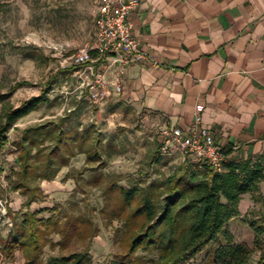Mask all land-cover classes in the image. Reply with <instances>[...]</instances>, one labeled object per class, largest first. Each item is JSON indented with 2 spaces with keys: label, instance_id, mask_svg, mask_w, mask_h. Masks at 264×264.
I'll list each match as a JSON object with an SVG mask.
<instances>
[{
  "label": "rangeland",
  "instance_id": "374dc122",
  "mask_svg": "<svg viewBox=\"0 0 264 264\" xmlns=\"http://www.w3.org/2000/svg\"><path fill=\"white\" fill-rule=\"evenodd\" d=\"M97 1L0 0V92H8L15 86L11 101L18 106L40 95L46 84L51 83L47 100L16 121L17 129L7 133L0 149V239L14 234V219L20 221L32 209L38 211L40 218L54 215L61 226L77 216L86 217L92 225L90 229L95 230V235L86 239L51 233L36 264L85 250L91 264L114 262L122 248L120 232L124 222L110 219V210H103L105 190L97 181L98 176L108 172L121 174L119 183L124 185L128 179L151 182L163 178L177 164H170L171 158L159 154L163 140L160 118L120 98V94L113 93L112 86L104 97L97 95L102 75L97 76V70L94 75L85 72L83 65H73L75 54L95 40ZM98 71L103 73L102 68ZM1 107L0 103V112ZM65 115L64 129H88L91 140L95 135L100 138L102 158L90 163L97 169L88 170L76 179L75 169L79 168L69 162L53 179L40 178V171L24 174L18 159L23 129ZM90 143L85 142L84 147ZM44 145L53 143L47 140ZM75 165L81 168L85 163ZM68 167L74 180L69 179V173L62 176ZM21 181L35 189L36 202L25 205L31 191L24 186L15 190L14 186ZM261 192L262 206L264 183ZM229 230L233 243H253L254 232L243 217L233 220ZM224 242L227 239L221 237L182 264H215L213 252ZM140 253L148 259L157 257L156 251L140 250ZM24 263L20 250L10 259L0 253V264ZM142 264L152 263L147 260Z\"/></svg>",
  "mask_w": 264,
  "mask_h": 264
},
{
  "label": "trees",
  "instance_id": "16d2710c",
  "mask_svg": "<svg viewBox=\"0 0 264 264\" xmlns=\"http://www.w3.org/2000/svg\"><path fill=\"white\" fill-rule=\"evenodd\" d=\"M50 88L51 83H47L40 95L18 106L11 101L15 86L8 92H0V149L9 130L17 129L16 121L45 102ZM66 116L23 129L18 159L24 174L40 171V178L53 179L69 164L71 157L84 152L85 165L75 169L74 178L79 179L86 171L94 169L90 165L92 161L101 160L100 138L95 135L91 140L88 129H64ZM47 140L53 145H44ZM85 142H91L89 147H84ZM122 178L123 175L111 172L101 173L97 178L105 190L103 210H110V219L124 222L120 252L114 262L101 264H142L147 260L152 264H182L221 237L227 242L220 243L213 252L215 264H264V205H259L263 201L264 152L257 157L230 158L221 171L196 161H185L163 178L151 182L128 179V184L124 185L119 183ZM23 186L31 191L25 202L30 205L35 200V189L24 181L17 183L14 189ZM246 193H251L255 201L251 215L249 212L243 216L254 232V240L252 244L233 243L229 221L241 215L240 201ZM13 224L14 234L0 239V253L10 259L20 250L24 264L37 263L53 232L67 234L70 238L78 235L86 239L95 235L90 221L82 216L61 226L54 215L40 218L38 211L29 210L20 221L14 219ZM140 250L156 251L157 257L148 259ZM46 264H91V261L85 250L54 257Z\"/></svg>",
  "mask_w": 264,
  "mask_h": 264
},
{
  "label": "crops",
  "instance_id": "0c3cea01",
  "mask_svg": "<svg viewBox=\"0 0 264 264\" xmlns=\"http://www.w3.org/2000/svg\"><path fill=\"white\" fill-rule=\"evenodd\" d=\"M132 20L148 58L132 63L122 92L113 93L160 118L162 128L191 126L202 103L203 124L230 158L262 154L264 0H141ZM85 155L73 156L71 166L80 168L75 164L85 163ZM162 156L177 163L173 171L184 163L179 152ZM254 206L246 193L240 217Z\"/></svg>",
  "mask_w": 264,
  "mask_h": 264
},
{
  "label": "built area",
  "instance_id": "2783aa9c",
  "mask_svg": "<svg viewBox=\"0 0 264 264\" xmlns=\"http://www.w3.org/2000/svg\"><path fill=\"white\" fill-rule=\"evenodd\" d=\"M141 0H98L96 9V32L93 43L79 50L74 56L75 65H83L85 72L93 75L97 70L100 88L97 95L105 96L110 86L120 93L123 90L127 68L134 62L148 58L141 51L133 35V13ZM103 69V73L98 69ZM195 123L189 127L178 125L162 128L160 155L181 153L183 161L195 160L214 171H221L230 159L212 129L203 124L202 103L197 105ZM16 126V125H15ZM14 127L9 132L12 133ZM16 148V147H15Z\"/></svg>",
  "mask_w": 264,
  "mask_h": 264
}]
</instances>
